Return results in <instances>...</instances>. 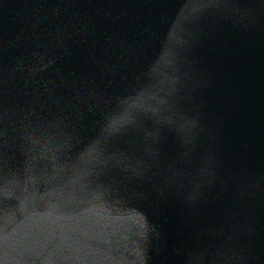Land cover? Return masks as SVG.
I'll return each instance as SVG.
<instances>
[{
	"label": "water",
	"instance_id": "1",
	"mask_svg": "<svg viewBox=\"0 0 264 264\" xmlns=\"http://www.w3.org/2000/svg\"><path fill=\"white\" fill-rule=\"evenodd\" d=\"M0 264H264V0H0Z\"/></svg>",
	"mask_w": 264,
	"mask_h": 264
}]
</instances>
